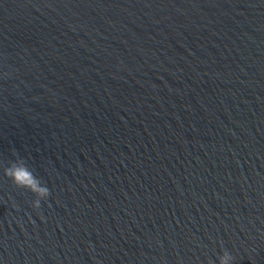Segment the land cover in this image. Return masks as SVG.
<instances>
[{
	"label": "water",
	"instance_id": "95a60500",
	"mask_svg": "<svg viewBox=\"0 0 264 264\" xmlns=\"http://www.w3.org/2000/svg\"><path fill=\"white\" fill-rule=\"evenodd\" d=\"M225 251L264 264V0H0V264Z\"/></svg>",
	"mask_w": 264,
	"mask_h": 264
},
{
	"label": "clouds",
	"instance_id": "9594fccd",
	"mask_svg": "<svg viewBox=\"0 0 264 264\" xmlns=\"http://www.w3.org/2000/svg\"><path fill=\"white\" fill-rule=\"evenodd\" d=\"M6 175L20 188L30 190L38 197L34 201V207L39 209L41 201L46 200L50 195V189L43 185L40 178L28 167L27 163H14L5 169ZM234 259L227 251L220 258V264H228V261Z\"/></svg>",
	"mask_w": 264,
	"mask_h": 264
}]
</instances>
